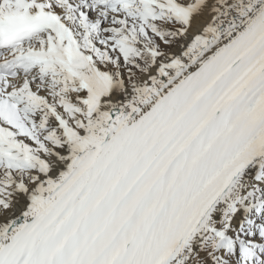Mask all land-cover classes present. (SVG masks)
<instances>
[{"label":"snow or ice","instance_id":"1","mask_svg":"<svg viewBox=\"0 0 264 264\" xmlns=\"http://www.w3.org/2000/svg\"><path fill=\"white\" fill-rule=\"evenodd\" d=\"M0 264H264V0H0Z\"/></svg>","mask_w":264,"mask_h":264}]
</instances>
